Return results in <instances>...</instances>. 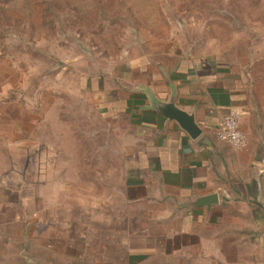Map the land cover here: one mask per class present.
Wrapping results in <instances>:
<instances>
[{"label":"crops","instance_id":"1","mask_svg":"<svg viewBox=\"0 0 264 264\" xmlns=\"http://www.w3.org/2000/svg\"><path fill=\"white\" fill-rule=\"evenodd\" d=\"M88 84L100 94V114L116 122L120 146L113 159L102 151L95 158L115 182L106 185L113 194L93 205L60 185L59 153L44 152L36 116L28 121L12 95L0 101V264L13 257L42 264L36 246L72 239L75 226L79 240H90L96 214L97 251H113V264L152 256L162 264H264V42L238 58H147L125 75H97ZM171 97L194 115L196 138L154 108ZM231 110L239 113L243 150L216 137L218 119ZM212 194L216 204H196ZM58 226L66 235H54Z\"/></svg>","mask_w":264,"mask_h":264},{"label":"rangeland","instance_id":"2","mask_svg":"<svg viewBox=\"0 0 264 264\" xmlns=\"http://www.w3.org/2000/svg\"><path fill=\"white\" fill-rule=\"evenodd\" d=\"M257 42H264V0H0V101L12 95L28 121L36 116L44 152L59 153L60 185L93 205L115 182L95 158L102 151L113 159L120 146L116 122L96 108L101 97L89 90V78L125 75L147 58L170 64L185 53L238 58ZM98 218H91L90 240H79L75 226L72 239L49 242L48 250L37 245L35 256L42 264H113V251H97ZM57 229L54 235H66ZM6 264L22 263L13 257ZM138 264H162V257Z\"/></svg>","mask_w":264,"mask_h":264},{"label":"water","instance_id":"3","mask_svg":"<svg viewBox=\"0 0 264 264\" xmlns=\"http://www.w3.org/2000/svg\"><path fill=\"white\" fill-rule=\"evenodd\" d=\"M154 108L160 115L164 116L168 120L175 121L191 138H196L201 133L200 128L194 120V115L178 108L174 103L173 97H171L167 102L156 103ZM216 203V194L203 197L196 202L197 205L205 206Z\"/></svg>","mask_w":264,"mask_h":264},{"label":"built area","instance_id":"4","mask_svg":"<svg viewBox=\"0 0 264 264\" xmlns=\"http://www.w3.org/2000/svg\"><path fill=\"white\" fill-rule=\"evenodd\" d=\"M216 137L219 141L230 144L236 150H243L247 147L246 137L239 128V113L237 111L231 110L218 119Z\"/></svg>","mask_w":264,"mask_h":264}]
</instances>
